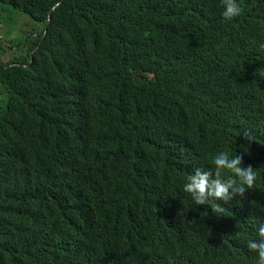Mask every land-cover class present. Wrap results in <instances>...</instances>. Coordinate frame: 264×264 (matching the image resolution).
Wrapping results in <instances>:
<instances>
[{"label": "trees", "instance_id": "16d2710c", "mask_svg": "<svg viewBox=\"0 0 264 264\" xmlns=\"http://www.w3.org/2000/svg\"><path fill=\"white\" fill-rule=\"evenodd\" d=\"M237 2L0 0V264H258L264 0ZM221 152L257 180L216 216L183 188Z\"/></svg>", "mask_w": 264, "mask_h": 264}, {"label": "clouds", "instance_id": "9594fccd", "mask_svg": "<svg viewBox=\"0 0 264 264\" xmlns=\"http://www.w3.org/2000/svg\"><path fill=\"white\" fill-rule=\"evenodd\" d=\"M221 4L224 9L222 15L226 20L239 17L242 13L237 0H221ZM245 140L253 141L250 136ZM241 161L242 157L236 154H216L212 160L214 172L196 169L186 177L184 192L191 196L195 205H211V210L216 216L222 215L227 210L221 207L218 201L228 204L236 196L243 197L246 190L254 189L256 171L251 166L242 167ZM222 173L227 176L226 179L222 177ZM256 235L257 238L247 241V247L258 256V264H264V223L259 224ZM233 236L239 239L241 233L237 231Z\"/></svg>", "mask_w": 264, "mask_h": 264}, {"label": "rangeland", "instance_id": "374dc122", "mask_svg": "<svg viewBox=\"0 0 264 264\" xmlns=\"http://www.w3.org/2000/svg\"><path fill=\"white\" fill-rule=\"evenodd\" d=\"M16 14V13H15ZM22 22V21H25V22H27L28 21V23H31V21H30V19H29V17L28 16H19V19H18V22ZM27 26V28L26 29H30V26L29 25H26ZM20 27L21 28H24L25 27V25H20ZM25 29V28H24Z\"/></svg>", "mask_w": 264, "mask_h": 264}]
</instances>
